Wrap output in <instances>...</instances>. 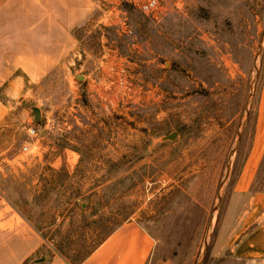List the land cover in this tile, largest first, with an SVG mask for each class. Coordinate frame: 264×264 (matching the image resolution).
<instances>
[{
	"label": "rangeland",
	"instance_id": "374dc122",
	"mask_svg": "<svg viewBox=\"0 0 264 264\" xmlns=\"http://www.w3.org/2000/svg\"><path fill=\"white\" fill-rule=\"evenodd\" d=\"M87 1L55 68L1 90L0 264H80L129 220L147 264H222L234 193L264 191V0Z\"/></svg>",
	"mask_w": 264,
	"mask_h": 264
},
{
	"label": "crops",
	"instance_id": "0c3cea01",
	"mask_svg": "<svg viewBox=\"0 0 264 264\" xmlns=\"http://www.w3.org/2000/svg\"><path fill=\"white\" fill-rule=\"evenodd\" d=\"M88 16L87 0H0V121L6 115L1 90L22 86L25 75L33 81L53 70L71 50L73 30ZM259 139L264 140V126ZM234 194L240 203L227 209L216 255L222 264H264V191ZM156 246L148 230L129 220L80 264H147ZM51 264L66 263L55 256Z\"/></svg>",
	"mask_w": 264,
	"mask_h": 264
},
{
	"label": "water",
	"instance_id": "95a60500",
	"mask_svg": "<svg viewBox=\"0 0 264 264\" xmlns=\"http://www.w3.org/2000/svg\"><path fill=\"white\" fill-rule=\"evenodd\" d=\"M263 44H264V33L262 35V38H261V41H260V44H259V47H258V51H257V54H256V58H255V69H256V77H255V80L253 81L252 83V88H251V92H250V95H249V98H248V101H247V104H246V109H245V113L248 114L249 112V106H250V103H251V99L254 95V91H255V84H256V79H257V76H258V72H259V68H258V63H259V59H260V54H261V51L263 49ZM29 108L33 111L34 113V119L36 121H38L41 117H42V109L41 107L37 106V105H29ZM243 125H241V128ZM241 136V132H239V137ZM170 138L172 136H169ZM236 147H234L229 159H228V162H227V170H226V173H225V176H224V179L222 181V184H221V188H220V191H219V195H218V198H219V201L221 200L222 196H221V192H222V188H223V185L225 184V181L227 180L228 176H229V172H230V167H231V160H232V157H233V152L235 151ZM214 212H215V208L213 209V213L211 215V219H210V224H209V232H210V229L212 227V221H213V215H214ZM208 236H209V233L206 237V244H205V248L207 249V245H208ZM206 251V250H205Z\"/></svg>",
	"mask_w": 264,
	"mask_h": 264
},
{
	"label": "trees",
	"instance_id": "16d2710c",
	"mask_svg": "<svg viewBox=\"0 0 264 264\" xmlns=\"http://www.w3.org/2000/svg\"><path fill=\"white\" fill-rule=\"evenodd\" d=\"M53 171H54V172H58V173H66V170H65V169H61V170H59V171H57V170H53ZM87 256H88V255H87ZM87 256H86V257H87ZM86 257H85V258H86ZM85 258H84V259H85Z\"/></svg>",
	"mask_w": 264,
	"mask_h": 264
},
{
	"label": "built area",
	"instance_id": "2783aa9c",
	"mask_svg": "<svg viewBox=\"0 0 264 264\" xmlns=\"http://www.w3.org/2000/svg\"><path fill=\"white\" fill-rule=\"evenodd\" d=\"M31 132L34 134V133H36V130H35L34 128H32V129H31ZM25 149H28V147L25 146Z\"/></svg>",
	"mask_w": 264,
	"mask_h": 264
}]
</instances>
